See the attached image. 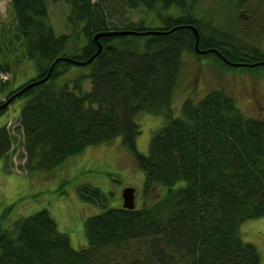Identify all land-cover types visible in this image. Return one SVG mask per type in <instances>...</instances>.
<instances>
[{
    "label": "trees",
    "instance_id": "16d2710c",
    "mask_svg": "<svg viewBox=\"0 0 264 264\" xmlns=\"http://www.w3.org/2000/svg\"><path fill=\"white\" fill-rule=\"evenodd\" d=\"M65 1L69 32L56 34L45 0H9L14 36H5V30L0 36V104L13 39L37 75L5 99L44 78L56 61L45 82L14 99L23 101L15 127L23 137V167L29 174L51 172L87 147L121 136L144 174L142 206L107 207L109 193L78 184V198L102 208L84 220L85 245L75 248L44 208L9 226L0 222V264H260L257 248L241 238L239 227L264 217V119L245 116L222 89L210 90L198 101L185 98L178 115L172 104L185 54L196 52L191 26L198 31L200 49H216L229 61L263 62L264 51L236 45L228 32L209 26L196 16L195 0ZM239 3L241 10L246 0ZM124 4L151 13L161 26L123 19L119 12ZM124 30L165 33L93 39L100 32ZM98 43L102 50L86 64L88 91L81 76L58 81L74 65L65 58L87 61ZM141 112L166 117L153 132L148 154L135 146ZM12 145L13 135L0 126V161ZM11 209L5 208L3 217Z\"/></svg>",
    "mask_w": 264,
    "mask_h": 264
},
{
    "label": "rangeland",
    "instance_id": "374dc122",
    "mask_svg": "<svg viewBox=\"0 0 264 264\" xmlns=\"http://www.w3.org/2000/svg\"><path fill=\"white\" fill-rule=\"evenodd\" d=\"M45 2L55 33L69 32L66 17L70 7L66 1ZM239 4V0H195V14L209 26L228 32L230 40L236 45H250L264 51V0H246L241 10H238ZM120 9L119 14L123 19L133 21L145 19L147 27L161 26L159 21L151 19L153 17L151 13L142 8L131 9L124 4ZM13 29L14 20L9 0H0V36L5 30L7 32L5 36L13 37ZM1 40L3 41V36ZM13 41L11 49L14 51L7 53L5 57L10 61V70L7 75L2 76V82H7V90L1 95L2 102L8 99H5L8 92L15 91L37 75L33 63L22 56L19 41L17 39ZM73 43L78 44L76 41ZM246 53L247 48L242 54ZM221 59L213 54L203 55L198 52L185 54V67L172 104L173 114L178 115L185 98L198 101L210 90L222 89L235 99L245 116L264 119V66L259 68L227 66ZM89 74V66L71 65L58 81L69 82L81 76L83 88L88 91ZM22 105L23 101L14 100L0 116V126L5 125L13 135L12 149L0 161V222L3 225L9 226L19 217L45 208L56 220L59 229L69 234L72 245L78 248L85 245L84 220L102 211L99 206L84 203L78 198L76 193L78 184L88 183L109 193L111 196L107 207H122L123 189L133 187L135 207L142 206L141 189L144 174L136 167L133 153L122 143L121 136L109 143L87 147L80 154L67 158L51 172L29 174L23 167L25 162L23 137L15 130ZM136 122L140 127V134L135 141L136 149L141 154H148L153 132L165 124L166 117L141 112ZM66 180L67 184L61 186ZM62 190L66 191V194H62ZM10 206L12 209L3 217L4 209ZM239 234L244 241L255 245L259 252L260 264H264V217L242 223Z\"/></svg>",
    "mask_w": 264,
    "mask_h": 264
},
{
    "label": "water",
    "instance_id": "95a60500",
    "mask_svg": "<svg viewBox=\"0 0 264 264\" xmlns=\"http://www.w3.org/2000/svg\"><path fill=\"white\" fill-rule=\"evenodd\" d=\"M191 29L193 30L194 35H195V45L194 46H195L196 52H198V53L205 54V53L210 52V51L214 52V53L218 54L228 65H232V66H251V67H254V66H257V65H264V61L263 62H257V63H251V64L236 63V62H232V61H229V60L225 59L216 49H206V50L199 49L198 48V43H199L198 31L193 26H191ZM150 33H165V32H161V31L136 32V31H129V30L107 31V32H100V33L95 34L93 39L97 43L98 39L100 37H104V36H117V35H127V34H150ZM101 50H102V46L98 43L97 51L87 61H77L75 59H68V58H65V59H67L68 61H70L74 65H79V66L86 65L96 55H98ZM55 63H56V61H54L53 64L50 66V69H49L48 73L46 74V76L44 78L28 83L26 86H24L18 92H16L13 95H11L5 102L0 104V109L8 106L17 96H19L22 92H24L28 88H30L32 86H35V85H38V84H40L42 82H45L49 78ZM121 197H122V202H123L122 208L128 209V210H133L135 208V189L133 187L124 188L123 191H122Z\"/></svg>",
    "mask_w": 264,
    "mask_h": 264
},
{
    "label": "bare ground",
    "instance_id": "6f19581e",
    "mask_svg": "<svg viewBox=\"0 0 264 264\" xmlns=\"http://www.w3.org/2000/svg\"><path fill=\"white\" fill-rule=\"evenodd\" d=\"M81 66H84V65H81Z\"/></svg>",
    "mask_w": 264,
    "mask_h": 264
},
{
    "label": "built area",
    "instance_id": "2783aa9c",
    "mask_svg": "<svg viewBox=\"0 0 264 264\" xmlns=\"http://www.w3.org/2000/svg\"><path fill=\"white\" fill-rule=\"evenodd\" d=\"M4 76V75H3Z\"/></svg>",
    "mask_w": 264,
    "mask_h": 264
}]
</instances>
